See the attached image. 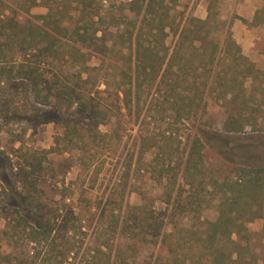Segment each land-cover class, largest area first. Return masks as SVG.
I'll use <instances>...</instances> for the list:
<instances>
[{
  "label": "trees",
  "instance_id": "1",
  "mask_svg": "<svg viewBox=\"0 0 264 264\" xmlns=\"http://www.w3.org/2000/svg\"><path fill=\"white\" fill-rule=\"evenodd\" d=\"M261 1L250 23L240 20L250 27L264 25ZM218 2L205 0V19L188 15L181 26L172 15L177 0H0V121L23 122L31 130L52 122L63 130L56 143L62 142L65 152L85 153L111 138L99 129L118 119L120 107L105 108V99L119 101L121 94L123 107L134 108L139 117L152 95L148 109L170 114L161 144L144 137L140 156L156 149L144 171L146 179L165 182L171 233L161 235L159 218L145 201L112 209L106 202L100 213L101 223L109 212L111 227L138 242L150 236L159 247L153 264H250L247 226L263 217L264 160L252 161L244 151L250 143L233 137L247 127L264 129V72L242 54L229 30L220 49L216 34L224 23ZM40 6L46 13L32 15ZM170 35L175 37L171 47ZM116 49L129 55L122 57L112 91L107 84L99 90L95 68L88 64L93 55L106 57ZM19 102L25 103L22 109ZM208 103L225 113L221 132L199 130L180 151L173 127ZM48 110L61 118L50 119ZM207 148L229 166L226 175L207 166ZM56 150L0 147L5 169L0 171V215L6 220L0 264H130L121 250L103 251L105 244L80 254L72 201L64 187L56 201L58 189L44 185L51 171L48 156ZM93 160L82 166L90 169ZM211 205L216 219L201 221ZM187 215L194 223L179 229L175 218ZM177 235L181 238L171 243Z\"/></svg>",
  "mask_w": 264,
  "mask_h": 264
},
{
  "label": "rangeland",
  "instance_id": "2",
  "mask_svg": "<svg viewBox=\"0 0 264 264\" xmlns=\"http://www.w3.org/2000/svg\"><path fill=\"white\" fill-rule=\"evenodd\" d=\"M177 1V7L175 11H172V15L176 17V22L181 26L188 15L205 19V0ZM262 6L261 0H219V19L224 23V27L221 32L216 34V39L220 49L223 50L225 33L229 30L242 54L255 65L256 69L264 72V25L250 27L240 20L244 19L250 23L255 12ZM45 13L46 9L42 6L31 11V14L35 16ZM174 41L175 37L170 35L167 46L171 47ZM128 55L129 51L121 50L119 52V49L106 57L100 54L93 55L88 65L95 68L93 77L98 81L99 90L104 91L107 84L109 90L112 91L114 76L119 73L123 65L122 57ZM250 84L251 82L247 81L245 85L249 87ZM101 96L106 98V94ZM119 97L121 100L122 95L119 94ZM151 98L152 95L142 107L139 117L134 108L128 112L120 100L115 101V98L112 97L102 101L103 106L108 109H111L113 104L118 105L120 113L117 120L112 119L108 126L100 127L99 130L102 133H108L111 138L105 143H100L95 152L92 150L85 153L65 152L62 142L56 143L63 130L52 122L31 130L23 122L0 121V147H3L5 151L11 146L23 151L49 150L57 147L56 152L48 156L47 164L51 171L48 175L46 174L47 176L44 178L46 184L44 185L58 189L59 192L55 196L56 201H59V195L62 192L60 190L64 187L63 191L69 197L67 201H72L73 211L77 217L76 226L80 228V230H76L74 242L76 247L80 248V254L85 248L103 244L107 245V247H103L105 252L121 250L123 257L128 259L130 264H153L159 254V247L150 242V236H147V241L138 242L133 239L131 233L123 235L119 229L115 231L110 225L109 212L101 223L100 213L106 202L112 209L117 208L118 205L139 206L142 201H145L159 218L160 224L157 229L161 235L169 234L172 231L171 208L163 202L165 182L158 183L146 179L144 171L155 157L156 149H151L142 157L140 156V147L144 137L149 135L161 144L160 138L164 135L168 125L172 123L169 113L157 115L154 110L148 109ZM24 104L19 102L17 106L22 109ZM48 111L50 119L61 118L52 110ZM148 114L153 116L152 120L150 118L144 120ZM225 117V113L217 105L208 103L201 106L190 120L178 122L173 128L176 129V138L180 141V151L186 148L188 139L197 135L199 130L220 133ZM87 122L84 119V123L87 124ZM261 124L264 125L263 122ZM25 129V134L22 136ZM18 137H22L19 142L17 141ZM233 139L246 140L247 143H250L249 148L244 151L252 161L264 160V129L253 130L247 127L243 134L233 137ZM92 156L95 157L94 160ZM92 160L94 164L90 169H85V166H82V161L84 164H88ZM205 160L207 166L215 169L219 175H226L230 170L223 159L208 148L205 151ZM4 170L3 167H0L1 172ZM44 185H41V188ZM114 214L117 215L118 211L116 210ZM216 217L213 205L202 211L199 216L201 221H214ZM175 219L179 229L190 227L195 221L192 215L179 216ZM5 222V217L0 215V232L4 228ZM247 228L250 238L245 260L250 264H264V209L262 219L248 224ZM180 238L181 236L177 235L169 241L176 243ZM188 253L187 256H190L191 253Z\"/></svg>",
  "mask_w": 264,
  "mask_h": 264
}]
</instances>
